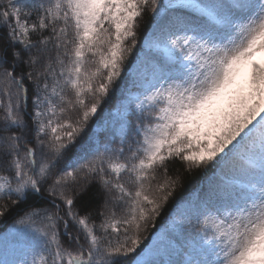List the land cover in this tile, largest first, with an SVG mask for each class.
<instances>
[{"label":"snow or ice","instance_id":"1","mask_svg":"<svg viewBox=\"0 0 264 264\" xmlns=\"http://www.w3.org/2000/svg\"><path fill=\"white\" fill-rule=\"evenodd\" d=\"M0 220V264H264V0H0Z\"/></svg>","mask_w":264,"mask_h":264},{"label":"trees","instance_id":"2","mask_svg":"<svg viewBox=\"0 0 264 264\" xmlns=\"http://www.w3.org/2000/svg\"><path fill=\"white\" fill-rule=\"evenodd\" d=\"M151 16V12L149 11L148 13H146L145 16V20L141 22L142 27L140 30H138L139 35H138V40H137V44H136V48L133 50V56H138L141 54V52L144 50V41L145 39H147V34L145 32V29H147V31H151L150 28H147V21ZM129 60H132V57H129ZM119 93H116L111 101V104L113 107H115L116 101H117V97H118ZM179 161L176 162L175 167H179ZM204 183V179L202 176V173L200 172H196L193 173L191 176H185L184 180H183V185L180 189H178L177 191V196L179 195H184L185 199H188L190 197H192L196 191L200 188L201 184ZM10 221H3L0 220V232H5L7 231L8 227L10 226ZM160 225L158 224L157 227H159ZM153 230L150 228L148 233H145L143 236V243L144 244H148L150 243V233Z\"/></svg>","mask_w":264,"mask_h":264}]
</instances>
